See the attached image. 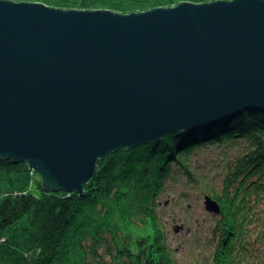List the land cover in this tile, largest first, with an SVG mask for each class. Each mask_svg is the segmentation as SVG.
I'll return each mask as SVG.
<instances>
[{
    "label": "water",
    "instance_id": "water-1",
    "mask_svg": "<svg viewBox=\"0 0 264 264\" xmlns=\"http://www.w3.org/2000/svg\"><path fill=\"white\" fill-rule=\"evenodd\" d=\"M247 109L264 110V0L129 13L0 0V159L45 191L81 194L119 149Z\"/></svg>",
    "mask_w": 264,
    "mask_h": 264
},
{
    "label": "trees",
    "instance_id": "trees-1",
    "mask_svg": "<svg viewBox=\"0 0 264 264\" xmlns=\"http://www.w3.org/2000/svg\"><path fill=\"white\" fill-rule=\"evenodd\" d=\"M120 13L215 0H14ZM225 155L210 264H264V110L247 109L97 161L78 193L45 191L24 162L0 159V264H179L159 214L172 182H199V151ZM257 260V262H256ZM255 261V262H254ZM254 262V263H253Z\"/></svg>",
    "mask_w": 264,
    "mask_h": 264
},
{
    "label": "rangeland",
    "instance_id": "rangeland-1",
    "mask_svg": "<svg viewBox=\"0 0 264 264\" xmlns=\"http://www.w3.org/2000/svg\"><path fill=\"white\" fill-rule=\"evenodd\" d=\"M222 154V148L213 147L192 155L190 165L199 182H185L181 177V182H172L160 196L159 214L166 220L167 237L179 264H210L212 260L210 235L215 212L206 210L204 202L209 190L220 187L223 162L217 159Z\"/></svg>",
    "mask_w": 264,
    "mask_h": 264
}]
</instances>
